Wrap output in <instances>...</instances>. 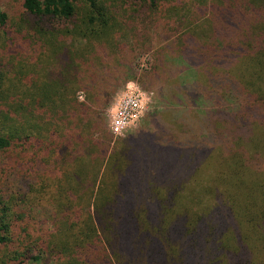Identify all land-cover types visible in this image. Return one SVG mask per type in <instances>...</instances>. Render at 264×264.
<instances>
[{
	"label": "trees",
	"instance_id": "trees-1",
	"mask_svg": "<svg viewBox=\"0 0 264 264\" xmlns=\"http://www.w3.org/2000/svg\"><path fill=\"white\" fill-rule=\"evenodd\" d=\"M128 82L161 109L115 139ZM0 264H264V0L0 10Z\"/></svg>",
	"mask_w": 264,
	"mask_h": 264
},
{
	"label": "rangeland",
	"instance_id": "rangeland-1",
	"mask_svg": "<svg viewBox=\"0 0 264 264\" xmlns=\"http://www.w3.org/2000/svg\"><path fill=\"white\" fill-rule=\"evenodd\" d=\"M19 2L20 0H0V10L13 18L18 14ZM150 62L151 59L149 57H140L134 62V66L136 69H138L140 74L142 73L141 71L148 68ZM148 94H145L142 100L143 111L138 116L137 120L133 122L126 121V125L123 126V129L117 131L116 133L114 131V124L116 122L119 106L126 97L124 87H122L117 93L113 95L109 105L105 107L100 114L105 119L106 129L114 136L115 139H126L144 131H149L148 118L153 111L161 109V106L157 103V97L155 93ZM79 95V97H81L79 100L82 101L83 96L81 94Z\"/></svg>",
	"mask_w": 264,
	"mask_h": 264
},
{
	"label": "built area",
	"instance_id": "built-area-1",
	"mask_svg": "<svg viewBox=\"0 0 264 264\" xmlns=\"http://www.w3.org/2000/svg\"><path fill=\"white\" fill-rule=\"evenodd\" d=\"M124 90L126 92V97L119 106L116 122L114 124L115 133L123 129V126L126 125V121L133 122L137 120L138 116L143 111L142 100L145 94H148L135 82H128Z\"/></svg>",
	"mask_w": 264,
	"mask_h": 264
}]
</instances>
